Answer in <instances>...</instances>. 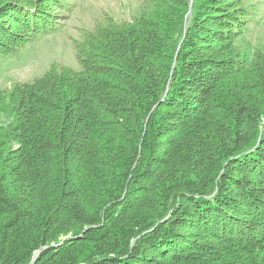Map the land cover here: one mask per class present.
Wrapping results in <instances>:
<instances>
[{
  "label": "trees",
  "instance_id": "1",
  "mask_svg": "<svg viewBox=\"0 0 264 264\" xmlns=\"http://www.w3.org/2000/svg\"><path fill=\"white\" fill-rule=\"evenodd\" d=\"M56 1L0 0V56L55 30ZM140 3L75 41L80 70L0 92V264H264L263 191L236 180L264 185L247 11Z\"/></svg>",
  "mask_w": 264,
  "mask_h": 264
},
{
  "label": "rangeland",
  "instance_id": "2",
  "mask_svg": "<svg viewBox=\"0 0 264 264\" xmlns=\"http://www.w3.org/2000/svg\"><path fill=\"white\" fill-rule=\"evenodd\" d=\"M246 10L245 29L237 40L240 53L248 59L256 48L264 50V0H238ZM58 0L54 3H57ZM63 7L55 5L59 12L57 28L41 35L19 52L0 56V92L11 89L15 84L28 82L40 77L54 66H66L80 70L75 41L81 40L86 30L95 27V21L107 14L118 20L128 19L131 13L137 12L141 0H61ZM262 160L254 161L256 166L264 165V147L259 151ZM253 164V165H254ZM264 168V166H263ZM264 174V173H263ZM247 185L263 191L264 185L255 181L252 173L236 174Z\"/></svg>",
  "mask_w": 264,
  "mask_h": 264
},
{
  "label": "water",
  "instance_id": "3",
  "mask_svg": "<svg viewBox=\"0 0 264 264\" xmlns=\"http://www.w3.org/2000/svg\"><path fill=\"white\" fill-rule=\"evenodd\" d=\"M192 1H193V0H191V4H192ZM189 13H190V14L192 13V12H191V10H190V12H189ZM174 66H175V64H174Z\"/></svg>",
  "mask_w": 264,
  "mask_h": 264
}]
</instances>
